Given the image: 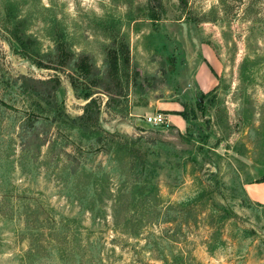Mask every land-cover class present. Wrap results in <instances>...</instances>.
<instances>
[{"label":"rangeland","instance_id":"374dc122","mask_svg":"<svg viewBox=\"0 0 264 264\" xmlns=\"http://www.w3.org/2000/svg\"><path fill=\"white\" fill-rule=\"evenodd\" d=\"M263 176L264 0H0V264H264Z\"/></svg>","mask_w":264,"mask_h":264},{"label":"trees","instance_id":"16d2710c","mask_svg":"<svg viewBox=\"0 0 264 264\" xmlns=\"http://www.w3.org/2000/svg\"><path fill=\"white\" fill-rule=\"evenodd\" d=\"M156 1L158 2V4H160V2H161V0H156ZM178 1H179V3L182 6H187V0H178ZM147 16L149 17V19H154V20L160 19L159 16L154 14V13L147 14ZM180 16H181L180 18L185 17V18H187L189 20H193V21L196 20V18L193 17L192 15H185V16L180 15ZM14 39L15 40L17 39L16 40L17 42L22 43L21 38H16L15 37ZM119 47H120L119 50H120V54H121L120 56L116 54V51H112V52H114L112 55H110V53L107 54L108 62H109V71L113 75H115L117 73L116 71L118 70L119 63L123 65V63H127L128 62V53H127L128 52V48H127V46L125 44H120ZM58 51H59V56H60L59 57V62H62L63 59L65 58V54L67 52L64 51L63 47H58ZM85 58H86V56H82V57L79 58V61H77L75 63L76 69H78L82 74H88L90 72V70H91L90 64L85 61ZM41 83H43V84L49 83V80H43V81H41ZM35 94H37L38 97L41 96V98H39L40 101L36 100V104H38L40 106L41 105V101H42L48 107L47 109H45L42 106H40L39 110H41V112L48 111V109L50 110V106H48V104H50V103L56 105L55 101H53V102L51 101L50 102L49 99H47V97H43L42 96V95H47V92H37ZM90 97H91V92H87L85 94V98L88 99ZM93 100L94 99L91 98L89 101H87V103L85 104L84 113L82 115L78 116L77 117L78 119L85 120V121L88 120L89 121V120H91V118H93V116H91V114H90V112L92 111L91 109H92L93 104H94ZM257 181L258 182L259 181H264V176L261 177L260 179H258Z\"/></svg>","mask_w":264,"mask_h":264},{"label":"crops","instance_id":"0c3cea01","mask_svg":"<svg viewBox=\"0 0 264 264\" xmlns=\"http://www.w3.org/2000/svg\"><path fill=\"white\" fill-rule=\"evenodd\" d=\"M243 189L250 200L264 205V181L244 183Z\"/></svg>","mask_w":264,"mask_h":264},{"label":"built area","instance_id":"2783aa9c","mask_svg":"<svg viewBox=\"0 0 264 264\" xmlns=\"http://www.w3.org/2000/svg\"><path fill=\"white\" fill-rule=\"evenodd\" d=\"M146 122L153 126H161L166 122V116L163 112L156 111L146 117Z\"/></svg>","mask_w":264,"mask_h":264}]
</instances>
